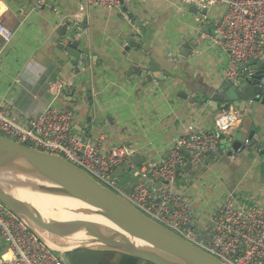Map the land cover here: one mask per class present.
Returning a JSON list of instances; mask_svg holds the SVG:
<instances>
[{
	"label": "crops",
	"instance_id": "1",
	"mask_svg": "<svg viewBox=\"0 0 264 264\" xmlns=\"http://www.w3.org/2000/svg\"><path fill=\"white\" fill-rule=\"evenodd\" d=\"M35 2L0 0V22L13 33L9 44L0 41V105L11 119L29 126L49 107H69L74 111L72 134L76 139L98 147L103 155L117 145L126 146L134 151L133 157H139L141 165L136 169L159 164L181 135L212 130L215 107L201 99L209 90H223L230 60L216 38L207 33L199 37L203 26L189 12L191 5L184 0H132L126 6L128 13L149 30L148 51H143L126 48L128 37L146 43L122 10L90 6L86 0H47L43 9L36 10ZM224 11L222 6L208 8L203 23L217 25ZM84 22L80 34L71 32L74 24ZM64 32L67 35L62 39ZM193 40H197L196 48L182 65L177 51ZM69 41L78 43L79 60L74 67L70 55L66 61L54 55L59 43L67 47ZM158 64L179 74L180 81L149 82L134 73H151ZM181 91L197 102L180 99ZM229 109L239 112L232 106ZM248 129L259 140L249 157L244 150L215 159V163L201 161L199 171L182 170L171 186L194 208L200 227L207 226L226 199L248 206L264 196V104H248L232 132L241 135ZM182 156L186 166L188 157ZM137 181L130 173L129 181L120 180L118 187L129 193ZM216 195L219 202L210 210ZM49 239L60 247L69 245L55 237ZM58 255L65 264H148L102 247ZM0 256L10 258L1 237Z\"/></svg>",
	"mask_w": 264,
	"mask_h": 264
},
{
	"label": "built area",
	"instance_id": "2",
	"mask_svg": "<svg viewBox=\"0 0 264 264\" xmlns=\"http://www.w3.org/2000/svg\"><path fill=\"white\" fill-rule=\"evenodd\" d=\"M132 0H86L90 6L106 10H122ZM188 5L207 10L225 8L217 25L216 43L229 57L225 81L234 87L246 71L245 78L255 74L250 67L264 63V0H184ZM47 0H36L41 10ZM13 33L0 22V41L7 45ZM259 86L264 87V71ZM74 111L66 106L49 107L28 125L11 119L0 105V134L28 148L57 156L78 167L102 186L127 200L134 208L157 224L170 230L187 243L216 258L223 264H264V196L248 206L230 199L202 227L199 236L194 208L172 190L182 176L185 160L193 168L201 164L209 151L219 147L240 121V113L225 109L214 118L211 131L181 135L173 143L164 160L136 169L134 151L126 146L112 147L101 154L98 147L76 139L73 132ZM248 143L246 142L245 145ZM126 165L138 181L131 192L118 187L112 178L114 168ZM0 237L10 258L0 256V264H65L58 254L46 248L26 225L0 203Z\"/></svg>",
	"mask_w": 264,
	"mask_h": 264
},
{
	"label": "water",
	"instance_id": "3",
	"mask_svg": "<svg viewBox=\"0 0 264 264\" xmlns=\"http://www.w3.org/2000/svg\"><path fill=\"white\" fill-rule=\"evenodd\" d=\"M122 12L126 14L137 33L144 35L146 43L144 46L139 42L131 41L128 37L126 48L137 47L148 51L147 34L149 33L147 32L149 30L129 14L126 7L122 9ZM189 12L202 23L203 27L200 29L199 37L207 33L206 35L209 37L218 39L215 34L216 25L206 27L203 23L207 10L200 11L196 6H191ZM68 25L63 26L61 30H66ZM84 26L85 22L82 26L74 24L70 29L71 32L80 34ZM66 35L67 32H64L61 36L62 39L66 38ZM196 41L186 43L177 51V60L182 65L187 63L191 52L195 50ZM69 42L67 47L63 42L59 43L56 46L58 53L54 52V55L60 61H66V55H70L73 58L70 63L74 67L77 66L79 60V53L76 51L78 43ZM158 66L159 68L154 69L151 73H147V71H135L134 73L141 75L149 82L153 79H158L161 84L167 79H172L174 83L180 81L179 74H172L166 68V64H158ZM251 69L255 71L253 77L246 79V71H243L237 87L225 81L222 83L223 90L221 92L209 90V93L201 99V103L215 107L214 116L230 106L242 114L246 111L248 104H264V98L259 100L260 96L264 95V87L259 86L264 63H257ZM171 86L176 87L175 85ZM69 96H72V92L69 93ZM178 97L190 103L197 102L196 98L183 91L178 93ZM100 124L102 123L100 122ZM242 127L245 128V124ZM246 142L247 145H245ZM258 144L259 140L250 129L245 130L241 135L232 132L229 141H223V144L216 150L207 152L201 161L207 163L208 160H214L215 163V159L228 158L232 154L244 152V150L246 157H249ZM182 154L186 155V151L183 150ZM138 158V156L132 157L135 168L141 165V162L137 163ZM199 168L200 166L193 168L190 159L187 158V164L181 170L192 169L197 172ZM130 173L131 169L122 164L114 168L112 178L116 184H119L122 179L129 181ZM28 179L56 183L61 189L66 190L67 195L61 189L54 191L43 186H28L25 183ZM27 187L43 194L58 193L61 196L70 197L86 207L74 214L81 213L85 218L99 219L102 222L83 219L62 220L57 217L44 218L41 210L35 204L25 200L24 197L21 199L19 194L27 191ZM0 203L22 221L46 248L56 254H69L91 247H102L130 255L148 264H223L146 217L123 197L102 186L78 167L57 156L28 148L1 135ZM192 228L199 236H204L205 231L198 224L193 223ZM49 236L68 243H77V245L60 247L51 241Z\"/></svg>",
	"mask_w": 264,
	"mask_h": 264
},
{
	"label": "bare ground",
	"instance_id": "4",
	"mask_svg": "<svg viewBox=\"0 0 264 264\" xmlns=\"http://www.w3.org/2000/svg\"><path fill=\"white\" fill-rule=\"evenodd\" d=\"M28 186L36 187V186H43L48 190H57L61 189L60 186L56 183H45L39 181H32L28 179L25 181ZM27 191L25 190L23 193L19 194L21 199H24L35 204L38 209L41 210V213L44 218L50 217H57L62 220H73V219H83V220H90L95 222H102L99 219H89L85 218L84 215L78 213V215L74 214L82 209H86L83 204L75 201L74 199L66 196H61L58 193L51 194H43L40 192L32 191L29 187H27ZM64 193L66 192L65 189H61ZM65 195H67L65 193ZM84 238V237H83ZM61 242V241H60Z\"/></svg>",
	"mask_w": 264,
	"mask_h": 264
},
{
	"label": "rangeland",
	"instance_id": "5",
	"mask_svg": "<svg viewBox=\"0 0 264 264\" xmlns=\"http://www.w3.org/2000/svg\"><path fill=\"white\" fill-rule=\"evenodd\" d=\"M211 202H212V207H210V210L214 208V206H215V204H217V202H219V196L216 195V196L214 197V199L211 200ZM66 242H67V241H66ZM67 244H69V245H66V246L77 245V243H71V242H70V243L67 242Z\"/></svg>",
	"mask_w": 264,
	"mask_h": 264
},
{
	"label": "trees",
	"instance_id": "6",
	"mask_svg": "<svg viewBox=\"0 0 264 264\" xmlns=\"http://www.w3.org/2000/svg\"><path fill=\"white\" fill-rule=\"evenodd\" d=\"M1 135V134H0ZM2 136V135H1ZM133 258V257H132ZM135 259V258H134Z\"/></svg>",
	"mask_w": 264,
	"mask_h": 264
}]
</instances>
